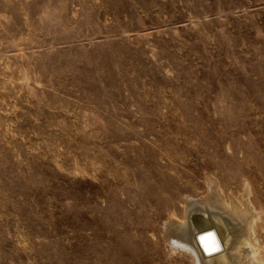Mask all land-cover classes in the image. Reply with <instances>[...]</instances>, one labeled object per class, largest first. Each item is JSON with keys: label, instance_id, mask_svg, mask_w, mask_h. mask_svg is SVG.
<instances>
[{"label": "rangeland", "instance_id": "rangeland-1", "mask_svg": "<svg viewBox=\"0 0 264 264\" xmlns=\"http://www.w3.org/2000/svg\"><path fill=\"white\" fill-rule=\"evenodd\" d=\"M216 201L264 258V0H0V264H200Z\"/></svg>", "mask_w": 264, "mask_h": 264}, {"label": "bare ground", "instance_id": "bare-ground-1", "mask_svg": "<svg viewBox=\"0 0 264 264\" xmlns=\"http://www.w3.org/2000/svg\"><path fill=\"white\" fill-rule=\"evenodd\" d=\"M216 203H219L220 206L222 205L220 202L216 201ZM199 206L204 207L201 204ZM223 207L219 209L218 206L217 211L224 214H222V219L213 220L208 216L207 219L195 216L192 222L189 220L186 225L180 226L179 232L180 230L182 231L181 234H178V238L175 241L183 244L187 250H190L199 260L200 264H264V258L260 256V253L256 252L259 250L255 251L251 247L252 242L249 241L250 237L245 229L248 223L244 219L243 221L240 220V214H243L246 218L247 211L244 212L243 210V213H240V210L236 209L238 206L234 208L233 206L230 207L231 211L228 208L227 211ZM193 210L194 207L189 208L188 215ZM205 211L207 210L205 209ZM233 225H235L238 232H241V237H237L238 233L233 234L230 232L232 230L230 226ZM174 226L175 223L173 224V228L175 229L178 225ZM242 227L245 229V232ZM249 242L251 243L250 245ZM243 248H246V250ZM256 255L258 256L257 258Z\"/></svg>", "mask_w": 264, "mask_h": 264}]
</instances>
